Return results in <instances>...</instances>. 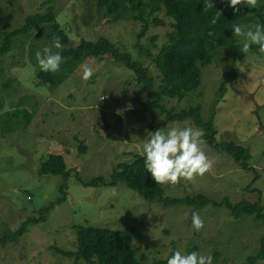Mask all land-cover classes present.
<instances>
[{
    "label": "rangeland",
    "instance_id": "1",
    "mask_svg": "<svg viewBox=\"0 0 264 264\" xmlns=\"http://www.w3.org/2000/svg\"><path fill=\"white\" fill-rule=\"evenodd\" d=\"M46 1L0 0V9L13 30L22 27L30 15H44ZM97 3L54 0L56 19L71 45L107 38L149 68L158 90L160 72L153 60L168 43L169 25L152 23L139 40L141 23L131 19L109 22ZM258 10L264 15L263 9ZM256 11L245 15L254 16V21L242 22L234 30L241 45L264 41ZM154 17L169 22L164 12ZM38 33L27 40L19 36L10 53L0 59V113L21 106L32 114L25 130L5 135L0 130V237L27 223L20 237L0 247V264H86L57 251H77L74 226L132 233L133 246L146 256L144 264L190 252L205 264H241L257 254L264 237L260 220L234 219L225 207L211 205L200 211L181 205L164 208L145 201L123 182L87 187L76 175L84 181L100 176L112 182L115 169L131 164L136 156H146L170 198L202 194L217 202L224 197L232 203L260 201L264 209V51L260 55L250 50L231 70L235 55L220 48L213 62L202 69L199 89L182 100L164 98L159 102L161 109L143 114L149 100L134 74L110 59H86L57 88L40 85L39 69L63 61L54 44L41 40L42 35L36 42ZM139 44L143 49L150 44L151 55L141 51ZM197 105L207 120L214 113L219 142L234 141L250 150L253 169L243 170L231 157L212 150L192 120H168L167 111ZM75 138L85 143L86 153L79 152ZM50 155L63 156L72 172L67 180L38 174L41 162ZM62 184L67 186L66 201L44 218L41 210L61 197ZM34 218L43 220L30 223Z\"/></svg>",
    "mask_w": 264,
    "mask_h": 264
},
{
    "label": "trees",
    "instance_id": "2",
    "mask_svg": "<svg viewBox=\"0 0 264 264\" xmlns=\"http://www.w3.org/2000/svg\"><path fill=\"white\" fill-rule=\"evenodd\" d=\"M53 3L54 0H47L42 5V7L48 6V11L44 15H30L22 27L13 30L5 11L0 9V23L5 18L7 19L6 24L0 27V59L10 53L19 36L22 35L23 40H27L33 32L39 31L35 36L36 42L42 35L41 40H47L55 45L57 57L63 62L64 59L66 60L64 64L54 61L40 68L37 74L40 85L57 88L86 59H110L134 74L137 83L149 100L143 114H153L154 109H161L159 102L164 98L182 100L186 95L199 89L202 69L213 62L220 48L226 47L235 55L229 66L231 70H233L234 63L238 59H243L250 50L260 55L264 51V41L244 46L239 43L240 40L234 32L242 22L254 21L252 20L254 16L245 17L254 8H257L256 12H258L255 16L259 18V28L264 29V15L258 10V7L264 10L263 0H237L225 3L221 0H98L97 4L104 15L109 17V22L131 19L141 23L139 40L147 35L152 23L155 25L168 24L171 28L168 33V43L161 48L153 60L161 79V84L156 90V81L150 75L149 68L135 61L130 53L121 51L107 38L100 37L96 41L81 40L77 46L73 47L66 30L56 19ZM250 6L253 7L250 8ZM158 12H164L169 22L165 23V20L155 18L154 15ZM154 42L155 39L151 43ZM149 47L150 44L143 49L139 44L140 50H145L147 56L151 55L148 52ZM223 91L225 93L224 87L221 86V96L224 94ZM24 100L21 101V105H24ZM218 102L219 99L216 100V103ZM2 105L0 102V111L3 110ZM167 114L169 121L192 120L193 124L200 129L202 140L212 150L231 157L243 170L253 169L249 164L251 154L248 148L234 141L219 142L217 140L214 113L207 120L201 114V105H197L179 112L169 110ZM31 118L32 114L21 106L12 112L0 113L1 135L25 130L30 125ZM75 141L79 152L86 153L88 148L85 143L78 138H75ZM262 157L264 159V151ZM119 168L114 170L111 176L112 182L100 176L90 181L82 180L78 173L76 176L78 181L87 187H98L99 185L112 187L123 182L127 188L138 193L145 201L159 203L164 208L181 205L191 206L193 210L200 211L210 205L215 208L225 207L234 219L249 216L264 223V209L260 201L232 203L224 197L217 202L202 194L185 198L166 196L162 183L154 176L150 161L146 156H136L134 162L121 165ZM71 173L62 155H50L41 162L38 174L61 176L67 180ZM59 194L61 197L41 210L44 218L56 205H61L66 201V184L60 185ZM42 220L30 219V223L38 224ZM26 228L27 223H24L18 231L4 234L0 237V247L20 237ZM74 229L77 237V251L65 252L58 249L57 251L75 261L86 264H144L146 261V256L140 254V248L133 246L130 232L84 226H74ZM262 260H264V237L261 239L259 252L241 264H258ZM156 264L205 263L190 252L187 255L159 260Z\"/></svg>",
    "mask_w": 264,
    "mask_h": 264
},
{
    "label": "bare ground",
    "instance_id": "3",
    "mask_svg": "<svg viewBox=\"0 0 264 264\" xmlns=\"http://www.w3.org/2000/svg\"><path fill=\"white\" fill-rule=\"evenodd\" d=\"M104 98V97H103Z\"/></svg>",
    "mask_w": 264,
    "mask_h": 264
}]
</instances>
